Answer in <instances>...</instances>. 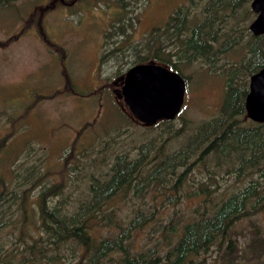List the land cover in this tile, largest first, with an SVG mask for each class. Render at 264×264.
I'll return each mask as SVG.
<instances>
[{
	"label": "trees",
	"instance_id": "obj_1",
	"mask_svg": "<svg viewBox=\"0 0 264 264\" xmlns=\"http://www.w3.org/2000/svg\"><path fill=\"white\" fill-rule=\"evenodd\" d=\"M14 1L0 0V7ZM250 1L188 0L144 39L167 41L178 53L163 47V58L161 46L151 44L142 47L149 55L134 54L133 65L162 64L187 84L182 63L219 58L234 47L245 50L239 62L221 69L210 62L213 71L229 72L219 114L178 148L170 150L187 125L183 116L181 127L174 119L146 125L163 130L117 153L110 172L92 174L82 193L68 187L84 178L71 152L58 183L50 181L43 162L28 163L27 156L0 173V264H264V122L249 120L244 108L249 77L264 67V34L249 30L255 17ZM122 30L114 25L113 35L118 38ZM8 142L0 139V156ZM199 165L208 181L192 180V191L183 194L187 176ZM184 196L201 202L185 207ZM126 201H133L129 214L123 212Z\"/></svg>",
	"mask_w": 264,
	"mask_h": 264
},
{
	"label": "rangeland",
	"instance_id": "obj_2",
	"mask_svg": "<svg viewBox=\"0 0 264 264\" xmlns=\"http://www.w3.org/2000/svg\"><path fill=\"white\" fill-rule=\"evenodd\" d=\"M187 2L15 0L12 6L0 7V139H9L8 149L1 152L0 173H8L14 159L27 156L28 163L43 162L50 181L58 183L65 157L71 152L70 161L77 164V171L84 178L79 180V186L68 187L81 192L92 174L110 172L117 153L133 149L131 145L160 133L163 126L145 128L132 117L120 97V85L127 69L137 63L134 54L149 55L143 46H161L163 58V47L178 53L167 41L160 44L150 39L147 43L144 39ZM194 13L190 10L191 15ZM114 25L123 29L118 38L113 35ZM113 49L116 50L111 52ZM244 54V49L234 47L219 58L215 54L205 61L181 64L179 70L187 87L182 114L173 125L181 127L182 116L187 125L179 129V134H183L172 142L170 150L178 148L189 133L219 114L229 72L213 71L210 62L221 69L223 63L239 62ZM34 97L37 101L32 103ZM68 172L74 177L71 170ZM197 179L208 181L201 165L187 176L183 194L192 191V180ZM236 189L235 184L228 191ZM200 198L189 200L184 196L180 202L194 207ZM131 203H122L125 214H129ZM261 222L264 223V215ZM215 255L212 250L210 258ZM61 264H68V260Z\"/></svg>",
	"mask_w": 264,
	"mask_h": 264
},
{
	"label": "water",
	"instance_id": "obj_3",
	"mask_svg": "<svg viewBox=\"0 0 264 264\" xmlns=\"http://www.w3.org/2000/svg\"><path fill=\"white\" fill-rule=\"evenodd\" d=\"M251 8L258 12L249 28L255 34L264 33V0H252ZM249 93L245 109L254 122H264V67L249 77ZM123 103L133 118L142 124L161 119L173 120L184 103L185 80L176 71L151 62L137 64L127 70L121 87Z\"/></svg>",
	"mask_w": 264,
	"mask_h": 264
},
{
	"label": "bare ground",
	"instance_id": "obj_4",
	"mask_svg": "<svg viewBox=\"0 0 264 264\" xmlns=\"http://www.w3.org/2000/svg\"><path fill=\"white\" fill-rule=\"evenodd\" d=\"M252 1V0H251ZM251 1H250V4H251ZM249 4V5H250ZM250 8H251V5H250ZM251 10L253 11V9L251 8ZM254 13H255V17L257 16V14H258V12H255V11H253ZM254 17V18H255ZM254 18H253V20H254ZM252 20V21H253ZM251 21V22H252ZM250 22V23H251ZM250 25V24H249ZM249 30H250V28H249ZM251 31V30H250ZM252 32V31H251ZM252 34H254L253 32H252ZM264 34V33H263ZM260 35V34H259ZM151 63V62H150ZM138 64H141V63H138ZM135 65H137V64H135ZM135 65H133V66H135ZM133 66H131V67H133ZM164 66V65H163ZM131 67H129L128 69H130ZM166 67V66H165ZM166 68H168V67H166ZM127 69V70H128ZM168 69H170V68H168ZM171 70V69H170ZM127 72V71H126ZM126 74V73H125ZM124 77H125V75L123 76V79H122V85H123V80H124ZM122 87V86H121ZM120 91H121V88H120ZM185 93H186V82H185ZM248 93H249V89H248V92H247V95H248ZM247 95H246V97H245V100H244V108H245V104H246V99H247ZM121 96H122V94H121ZM184 96H185V94H184ZM123 99V98H122ZM130 112V111H129ZM245 114H246V116H247V113H246V109H245ZM132 115V114H131ZM133 117V116H132ZM247 118L249 119V120H251L248 116H247ZM161 120H168V119H161ZM161 120H158L157 122H159V121H161ZM157 122H155V123H153V124H145V125H154V124H156Z\"/></svg>",
	"mask_w": 264,
	"mask_h": 264
},
{
	"label": "flooded vegetation",
	"instance_id": "obj_5",
	"mask_svg": "<svg viewBox=\"0 0 264 264\" xmlns=\"http://www.w3.org/2000/svg\"><path fill=\"white\" fill-rule=\"evenodd\" d=\"M176 71V70H175ZM177 72V71H176ZM179 73V72H178ZM180 74V73H179ZM122 83V82H121ZM122 85V84H121ZM121 85H120V88H121ZM120 97L122 99V96H121V91H120ZM128 109V108H127Z\"/></svg>",
	"mask_w": 264,
	"mask_h": 264
}]
</instances>
